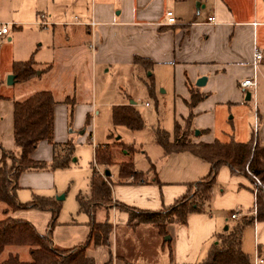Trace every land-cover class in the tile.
<instances>
[{
    "label": "crops",
    "instance_id": "0c3cea01",
    "mask_svg": "<svg viewBox=\"0 0 264 264\" xmlns=\"http://www.w3.org/2000/svg\"><path fill=\"white\" fill-rule=\"evenodd\" d=\"M138 1L132 0L130 6L120 7L118 15L113 12L114 8L110 10L102 5L95 6L94 10L89 14L85 13L86 16L79 20L67 15L51 17L48 22L52 23V37L46 43V52L37 56L41 46H36L30 56L28 52L25 54L28 58L10 59V73H13L14 61L29 58L34 60L37 72L25 81L0 82V157L2 148H15L14 100L26 98L37 90H50L55 99L53 140L62 144L68 139L74 142L75 153L68 167L74 165L77 161L76 143L85 140L93 145L89 124L92 106L87 102L77 101L76 83L86 82L89 78L91 86L94 87L98 71L101 72V68L108 71L113 65L114 72L124 70L129 74L130 70L132 76L142 72L138 71L139 65L153 71L157 66L159 71L162 68L170 70L174 102L185 105L182 111L178 112L176 119L189 113L186 102L190 98L189 85L205 93L193 108L191 125L198 130L194 133V140L246 141L254 137V140L264 143V101H256L258 128L255 132L254 106L250 107L248 102L253 93L256 98L264 97V85L256 77L255 91L239 86L240 79L253 74L254 46L263 53L256 70L264 77V67H261L264 66V0H170L172 6L166 0H148L147 6L139 4ZM166 9H172L176 17L172 24L164 22ZM208 15H214L215 22H208ZM91 21H94V28L90 25ZM69 24L73 26L71 30L66 28ZM38 44L41 45L42 42ZM135 56L148 59L151 65L146 68L143 64L136 63ZM60 63H64V70L59 74ZM201 75L207 76L206 82L201 86L196 85V79ZM16 82H20V85L13 89ZM247 90L250 91L249 99L245 98ZM162 91H165V88ZM118 92L116 102H110L112 107L115 104L130 103L132 99V104L137 108L130 92L122 89ZM69 98L73 103H77V106H73L71 119ZM219 103H234L239 105L241 111L233 110V114L225 111V114L219 117L218 123L215 105ZM94 112L98 113L99 110L94 109ZM112 125L113 128L117 126L113 122ZM115 134L111 129L108 140L101 143L95 141L93 156L98 145L108 143L115 149L119 163L125 160L129 155L127 149H120L117 141H126L121 135ZM153 143V157L148 154V167L146 171L141 172L142 181H135L130 177L122 179L118 174L113 176L110 172L109 181L114 204L116 202L139 210L158 211L172 205L187 192L189 185L195 184L209 173V161L193 152L174 150L165 153L156 138ZM53 155V145L47 139L40 140L30 153L31 158L46 161L51 160ZM73 157L75 159H72ZM254 180L259 185L256 179ZM256 184L248 175H233L227 166H221L208 211L189 213L184 225L169 224L168 234L163 235L162 240L150 227L143 236H137L138 231L134 232L136 239L133 240V234L126 233L129 217L126 211L117 209L115 205L98 208L95 220L101 222L109 219L113 225L109 246L90 244L85 254L92 258L95 264H105L109 261L110 264H199L205 261L218 245V236L251 219L242 227L240 248L247 255L249 263L254 264L259 257V246L264 247V219H259L257 214H253ZM17 185L16 196L20 202L30 201L34 196L53 198L60 203L64 199V195L59 194L55 185V169L23 171L17 179ZM26 190H30L31 194H25ZM89 194L90 188L86 194L81 195ZM57 196L63 197L58 200ZM234 212H237V218L231 217ZM69 213L68 216L59 217V211L57 215L51 233L55 248H72L88 238V213L79 210V203L74 213ZM79 214L83 217L77 218ZM9 215L29 221L42 235L46 233L52 217L50 211L35 208L18 209ZM122 233L125 235L124 239L121 238ZM165 236H169V239H165ZM127 237L131 239V243L125 240ZM25 252L29 258L26 257L23 261H28L29 251L26 249Z\"/></svg>",
    "mask_w": 264,
    "mask_h": 264
},
{
    "label": "trees",
    "instance_id": "16d2710c",
    "mask_svg": "<svg viewBox=\"0 0 264 264\" xmlns=\"http://www.w3.org/2000/svg\"><path fill=\"white\" fill-rule=\"evenodd\" d=\"M136 63L143 64L146 68L151 61L141 56H135ZM12 72L15 81H25L33 77L37 69L34 60L14 61ZM150 91L153 82L148 84ZM190 98L187 102L189 113L181 126L177 119L174 121L173 133L159 127L155 128V138L165 149V153L178 150H189L201 158L209 161L210 171L201 180L188 187L187 192L177 199L172 205L163 207L158 211L139 210L124 204H111L112 191L109 179L101 178L94 171L90 179V194L78 195L79 210L88 213L90 232L83 243L68 249H59L53 246L51 239L52 229L56 224V218L60 211V202L53 198L34 196L27 202H20L16 196L18 188L17 179L23 171L45 170L65 168L69 166L70 156L74 150V142L68 139L65 144L53 140V108L55 99L50 90H37L23 99H15L13 103V139L14 149L2 148L0 157V201L5 204L2 212L6 216L0 219V258L5 247L17 245L29 248L30 259L21 261L17 256H9L0 264H95L93 259L87 257L85 250L90 244L109 246V237L113 225L109 219L104 221L95 220V212L98 208L115 205L117 209L128 213V224H133L135 218L140 223H151L162 229L163 222L168 224L184 225L187 215L193 212L208 211L209 202L217 179V173L221 166H227L233 175H247L246 171L264 184V143L254 140V137L246 141H194L186 139L188 128L192 124L193 108L204 97L200 92L189 85ZM69 103V119L72 118L73 102ZM112 122L114 125H125L130 129H140L144 126V119L139 110L132 104H115L112 107ZM195 133V129L192 131ZM42 139L50 141L54 148L51 160H36L30 157L31 151ZM119 142L122 146L126 143ZM62 146V154L58 148ZM132 146V145H131ZM133 147V146H132ZM123 146L128 154H132L134 147ZM9 157L11 164H8ZM113 151L108 143L98 145L94 151V159L97 164L108 166L112 164ZM104 169V171H105ZM119 178L125 179L133 176L141 179L142 173L134 167L130 157L121 161L118 165ZM109 177V176H107ZM257 217L264 219V190L256 184ZM35 208L47 210L52 214L45 234H39L35 227L27 220L16 219L7 215L10 211L18 209ZM168 220V221H167ZM235 225L228 233L218 236L219 243L216 245L208 258L199 264H250L246 254L240 248V235L243 225ZM259 257L264 262V247L258 248ZM110 264V261L105 263ZM131 264V263H130Z\"/></svg>",
    "mask_w": 264,
    "mask_h": 264
},
{
    "label": "rangeland",
    "instance_id": "374dc122",
    "mask_svg": "<svg viewBox=\"0 0 264 264\" xmlns=\"http://www.w3.org/2000/svg\"><path fill=\"white\" fill-rule=\"evenodd\" d=\"M130 1L132 2V0H0V23H7V27L9 29L7 34L0 35V82L4 80L7 81V75L10 73V71H8V67L11 58H28V56L36 50V46H41L37 56L46 52L44 50L46 43H48L52 37V23L48 22L51 17L58 18L67 15L71 18L74 17V20H79L86 16L85 13L89 14L90 11L94 10L95 6L101 7L102 5L103 8H110V10L114 8L113 12L118 15L120 7H124L126 5L130 6ZM166 1L169 5H171L169 2L170 0ZM138 2L139 4H146L147 6L148 0H139ZM90 25L93 26V24ZM66 28L67 30H71L73 26L69 24ZM96 28H98V26H96ZM39 42H42V44H38ZM90 46L92 48L91 43ZM27 52L28 56H26ZM58 66L60 74L64 70V63H60ZM114 67L115 65L110 67V70L108 71H104V69L101 68V72L98 71L96 74V83L94 87L91 86L89 78L86 82L76 83L77 101L87 102L92 106V117L90 118L89 124L92 129L91 141L93 142V145L91 143H86L85 140L81 143L77 142L76 163L70 167L55 169L56 188L58 189L60 195H64V199L60 203L61 210L59 217H62L63 215L68 216L70 215L69 212L74 213L78 204L77 196L79 194H86L88 191V185L93 171L101 178L109 179V177L104 174V169L106 167L97 164L94 159L92 149H94L96 144L95 141L101 143L108 140L109 130L112 129L116 133L115 135H121V138L126 141V144L122 146L119 145V148L123 146L134 147V151L132 154H129L128 157L131 156L135 169L143 173V171H146L148 167V154L151 156L153 155L155 145L153 143L155 140V128H164L172 134L174 120L177 118L178 112L182 111V108L185 107L183 104L174 102L171 90V82L173 79L170 70L166 71V69L162 68L159 71L157 70V66L153 71L151 68L145 69L143 66L139 65L138 71L142 72L139 74L136 73V75L132 76L130 70L128 71L129 74L124 70L116 73L114 72ZM256 77H258L259 82L264 85V77L260 74L259 70H256ZM151 82H153L152 91L148 88V84ZM19 85L20 82H16L13 89H17ZM164 88L165 91H162ZM121 89L126 92H130L131 95H133L135 103L137 104V109L140 111L144 119L145 124L142 128L130 129L127 126L122 125H117L113 128L112 104L110 102H116L115 100L119 97L118 90L120 91ZM68 100L72 102V99L69 98ZM261 100L264 101L263 96L258 98L252 96L248 102L250 107L253 108L254 103L256 101L260 102ZM76 104L77 103L74 101L73 106H77ZM81 106L85 107L84 105ZM94 109H98L99 112L95 113ZM233 110L239 112L241 111V108L239 105L234 103H229L227 105L219 103L215 105L217 122L219 121L218 119H220L219 117L225 114V111L233 114ZM186 116L187 115L181 116L177 119L181 126L180 133H183L182 128L184 126V119ZM193 130L194 128L190 125L188 128V135L186 137V139L190 142L196 141L194 140L195 134L192 133ZM111 148L113 151V160L107 170H109L114 176L118 174L119 157L116 155L115 149L112 145ZM143 149L145 152H141ZM58 151L61 154L64 152L62 150V146L58 148ZM74 153L75 152L73 150L70 156L69 164H71V157ZM7 161L10 165L11 161L9 157H7ZM246 174L252 178V175H250L247 171ZM141 179L143 180V177H141ZM141 179L133 178L132 180L140 182L142 181ZM30 192V190L24 191L27 195H30ZM110 203L113 204L114 202L111 201ZM5 207V204L0 201V219H2L5 215L2 212ZM11 212L12 211H10L7 215ZM81 217H83L82 214H79L77 218ZM133 222L135 225L132 226L127 224L126 227V233L133 234V240L136 239L134 232L138 231L137 236H143L147 232L148 227L155 230V232L159 234L160 240H162L163 235L168 234L169 224L166 223V220L161 221L163 222L162 229H159V227L151 223L137 222L136 218ZM121 235V238L124 239L125 235L123 233ZM125 240L131 243V239L128 237ZM26 249L29 251L27 246H7L2 252L1 260L5 261L9 256H17L19 260L23 261L24 259L29 258L25 252Z\"/></svg>",
    "mask_w": 264,
    "mask_h": 264
},
{
    "label": "built area",
    "instance_id": "2783aa9c",
    "mask_svg": "<svg viewBox=\"0 0 264 264\" xmlns=\"http://www.w3.org/2000/svg\"><path fill=\"white\" fill-rule=\"evenodd\" d=\"M165 23L167 24H172L176 21V17L172 11V9H166L165 10ZM78 20V19H77ZM207 21L208 22H215V16L214 15H208L207 16ZM91 24H94V21H91ZM8 32V27L7 23H0V34ZM263 58V53L262 51L254 46L253 47V52H252V67H253V74L252 76L244 77L239 80V86L242 88H251L253 91L256 89V84H257V78H256V69H257V64L259 61ZM253 96L256 98L255 93H253ZM256 102L254 103V120H253V131L255 132L258 128V118H257V113H256ZM247 172L251 175L249 170ZM131 179H133V176H130ZM256 179V178H255ZM142 180V179H141ZM257 183L262 186L264 190V184H261L259 180H257ZM254 216H256L257 211H256V203L253 211ZM238 214L237 212H234L231 214L232 218H237ZM263 263V259L261 257H257L255 260L254 264H261Z\"/></svg>",
    "mask_w": 264,
    "mask_h": 264
},
{
    "label": "water",
    "instance_id": "95a60500",
    "mask_svg": "<svg viewBox=\"0 0 264 264\" xmlns=\"http://www.w3.org/2000/svg\"><path fill=\"white\" fill-rule=\"evenodd\" d=\"M207 76L206 75H201L196 79V85H203L206 82ZM15 81V74L14 73H9L7 75V83H12ZM245 98L249 99L250 98V91L247 90L245 93ZM134 101L132 99H130V103H133ZM198 130L195 129V133H197ZM72 159H75V157H73ZM105 176H109L110 175V171L105 169L104 171ZM63 196H57L56 199H61ZM165 239H169V236H165Z\"/></svg>",
    "mask_w": 264,
    "mask_h": 264
}]
</instances>
